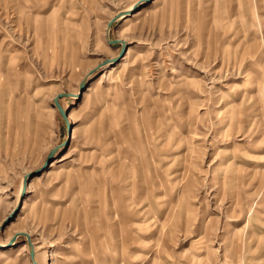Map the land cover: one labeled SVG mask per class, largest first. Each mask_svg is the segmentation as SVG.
Here are the masks:
<instances>
[{
	"label": "rangeland",
	"instance_id": "1",
	"mask_svg": "<svg viewBox=\"0 0 264 264\" xmlns=\"http://www.w3.org/2000/svg\"><path fill=\"white\" fill-rule=\"evenodd\" d=\"M0 226V264H264V0H0Z\"/></svg>",
	"mask_w": 264,
	"mask_h": 264
},
{
	"label": "water",
	"instance_id": "2",
	"mask_svg": "<svg viewBox=\"0 0 264 264\" xmlns=\"http://www.w3.org/2000/svg\"><path fill=\"white\" fill-rule=\"evenodd\" d=\"M130 14V12H119L116 16H114L108 23V33H109V30L111 28V26L120 18L126 16ZM109 42L111 44H114V43H121L122 44V49H121V52H120V55L118 57H114V58H109V59H106L103 63L99 64V66L97 68H100V67H103L109 63H114L116 61L119 60L120 57H122L125 52L128 50V43L127 41L123 40V39H119V38H114V39H111L109 38ZM94 70H91V73L94 72ZM84 89H85V80H83L81 82V85H80V91L78 92L77 94V97H81L83 95V92H84ZM76 94L73 93V92H60L58 93L54 98H53V105L55 106V108L58 109L59 111V114L62 116L65 124H66V127H67V131H68V138L61 144H58L56 145L55 147H53L48 156H47V159L44 163V166L45 165H48L49 163H51L53 161V157L54 155L63 147L65 146L66 144H68L69 140H70V137L72 136V132H73V125L69 119V115H68V112L65 110L62 102H61V99L64 98V97H75ZM32 176L31 174H26L24 176V183H23V189H22V192L23 194L27 191V188H28V185H29V177ZM3 229V226H0V230ZM25 236L27 238V243L29 245V255H30V258H31V261L33 262V264H41L37 261L36 259V250H35V245L32 241V238H31V235L28 233V232H18L16 233L13 238H11V240L9 241V243L7 245H12L19 236ZM0 246H3L2 244H0Z\"/></svg>",
	"mask_w": 264,
	"mask_h": 264
},
{
	"label": "bare ground",
	"instance_id": "3",
	"mask_svg": "<svg viewBox=\"0 0 264 264\" xmlns=\"http://www.w3.org/2000/svg\"><path fill=\"white\" fill-rule=\"evenodd\" d=\"M157 1V0H156ZM139 14V13H138ZM132 53V49L130 48L129 49V51H128V56L130 55ZM115 70H116V68H112V70H111V72L112 73H114L115 72ZM110 72V73H111ZM109 73V74H110ZM101 82V78L97 81V82H95V83H93L92 85H91V87L89 88V90L85 93V95H84V97H83V99L84 100H88L94 93H95V91L97 90V87L99 86V83ZM74 98H77V94H76V96L74 97ZM54 110H56V111H58V109L57 108H55ZM59 112V111H58ZM23 183H24V179H23ZM22 188H23V185H22ZM129 206V205H128ZM127 206V207H128ZM114 238H116V237H114ZM1 243V242H0ZM121 243V242H119V240L118 239H116V241H115V247L116 248H118V249H120L119 248V244ZM2 244V243H1ZM114 260V259H113ZM31 262V264H33V262L32 261H30ZM42 264V263H41Z\"/></svg>",
	"mask_w": 264,
	"mask_h": 264
},
{
	"label": "crops",
	"instance_id": "4",
	"mask_svg": "<svg viewBox=\"0 0 264 264\" xmlns=\"http://www.w3.org/2000/svg\"><path fill=\"white\" fill-rule=\"evenodd\" d=\"M62 102V101H61ZM63 104V103H62ZM63 106H64V108H65V110L68 112V115H69V109H68V104H63ZM53 107H55V106H53ZM70 119V118H69ZM70 121H71V123H72V125H73V121L70 119ZM73 128H74V126H73ZM68 132V131H67Z\"/></svg>",
	"mask_w": 264,
	"mask_h": 264
}]
</instances>
